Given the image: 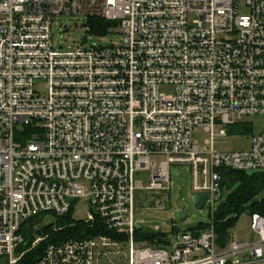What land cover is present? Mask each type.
I'll return each instance as SVG.
<instances>
[{"label":"built area","instance_id":"1","mask_svg":"<svg viewBox=\"0 0 264 264\" xmlns=\"http://www.w3.org/2000/svg\"><path fill=\"white\" fill-rule=\"evenodd\" d=\"M62 17L87 29L74 47L55 45L54 31L68 33ZM90 19L112 26L96 36ZM112 35L121 38L104 42ZM256 118L263 125L255 136ZM201 132L209 139L199 143ZM244 137L248 149L215 148ZM172 168L189 174L191 197L207 196L210 221L161 247L138 243L137 202L168 200ZM226 171L264 175V0H0L7 264L48 240L34 233L23 250L28 221L63 217L81 201L91 207L84 223L98 220L106 234L47 244L34 264L264 262L260 214L250 215L257 240L217 244Z\"/></svg>","mask_w":264,"mask_h":264},{"label":"rangeland","instance_id":"2","mask_svg":"<svg viewBox=\"0 0 264 264\" xmlns=\"http://www.w3.org/2000/svg\"><path fill=\"white\" fill-rule=\"evenodd\" d=\"M66 17H62V20ZM67 20L68 33L62 38L57 31H54L55 45H65L74 47V43L79 41L87 32L86 27L74 20ZM120 35H112L105 39L108 41H119ZM254 132L256 136L260 133L263 120L262 118L254 119ZM209 139L206 133H197L195 135L196 142L202 143ZM249 139L244 137L240 139L228 138L216 141L215 148L219 151H237L248 149ZM172 190L169 193L168 200L164 198H148L140 197L136 206V227L147 232H158L167 236V239L174 241L176 236L194 229L200 223H208L210 217L207 209L197 210L191 201V180L188 173L181 172L180 168H172ZM227 195V193H226ZM264 197V192L262 194ZM158 200L159 206L154 207L153 203ZM91 211V207L85 201L79 202L73 212V219L77 222H84ZM42 221H38L35 230L40 231L55 223V216L46 215ZM257 240L252 233L250 224V215L244 214L240 217L236 226L231 231V241L234 242H251ZM125 247V246H124ZM127 250L126 247L124 249ZM112 262H119L118 257H111ZM98 264H109L108 261L102 259ZM264 264V262L256 263Z\"/></svg>","mask_w":264,"mask_h":264},{"label":"trees","instance_id":"3","mask_svg":"<svg viewBox=\"0 0 264 264\" xmlns=\"http://www.w3.org/2000/svg\"><path fill=\"white\" fill-rule=\"evenodd\" d=\"M86 26L89 27L91 34L105 36L112 25L101 19H90ZM237 130L245 132L246 129L238 128ZM224 177L227 179L228 195L219 206L214 218L217 244L221 248L226 247L231 241V231L242 215L257 213L264 217V197L262 196L264 192V175L226 171ZM40 219H32L24 226L23 234L26 237L27 244L23 250L30 249L34 233L48 235V240L37 249L28 251L19 264H34L47 244L60 243L69 239H80L100 233L106 234L104 230H101L102 223L100 221L96 220L93 226L84 222H77L73 219V211L63 217H55V223L36 231L35 227L39 224ZM199 226L204 228L206 225L201 224ZM166 239V235L158 232L138 230L135 234L136 242L158 247L165 245ZM0 264H7V262L0 258Z\"/></svg>","mask_w":264,"mask_h":264},{"label":"water","instance_id":"4","mask_svg":"<svg viewBox=\"0 0 264 264\" xmlns=\"http://www.w3.org/2000/svg\"><path fill=\"white\" fill-rule=\"evenodd\" d=\"M86 42V39L84 40V43ZM191 201L194 204V206L196 207L197 210H203L205 205H206V201H207V196L205 195H195L191 197Z\"/></svg>","mask_w":264,"mask_h":264}]
</instances>
